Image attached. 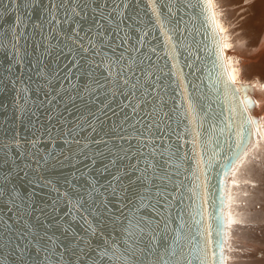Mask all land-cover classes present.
Returning <instances> with one entry per match:
<instances>
[{
	"label": "water",
	"instance_id": "95a60500",
	"mask_svg": "<svg viewBox=\"0 0 264 264\" xmlns=\"http://www.w3.org/2000/svg\"><path fill=\"white\" fill-rule=\"evenodd\" d=\"M24 2L17 0L14 5L11 0H0V192L4 193L0 196V264H38L35 246L21 255L31 240L29 232L55 234L60 237L61 251L73 248L77 241L64 227L83 236L84 222L63 194L74 199L75 189L89 187L90 179L107 184L124 170L129 173L123 177L127 184L139 175L132 165L139 161L142 169L145 156L170 165L167 170L172 179L165 181L170 196L167 206L161 205L164 218L170 217L169 232L183 225L185 235L189 228L195 235L205 185L208 212H218L221 206L227 212L224 190L229 193L228 177L237 165L230 172L222 167L236 141V124L226 125L233 106L236 121L255 118L249 110L254 99L250 85L238 81L232 85L237 99L224 98L223 86L216 79L221 62L229 72L224 40L216 30L214 42L204 0H67L63 5L62 0H27L28 8ZM109 13L115 22L123 21L119 35L127 31L130 37L115 52L104 37L96 36L100 31L96 23L108 26L100 16ZM17 15L23 20L19 27ZM108 27L105 36L119 44ZM14 29L16 40L12 39ZM141 36L143 44L137 43ZM81 44L89 50L82 51ZM129 46L139 51H126ZM217 51L220 60H216ZM121 53L122 61L109 64ZM90 67H95L91 77L87 74ZM121 69L123 76H117ZM109 70L112 77L106 80ZM126 77H131L130 84L123 86ZM137 78L142 87L132 89ZM96 80L103 87H96ZM237 87L241 91H234ZM245 98L253 102L251 106L241 102ZM258 138L252 137L251 146ZM125 155L129 159L111 165L117 156ZM106 165L108 170L102 172ZM128 195L134 199L131 191ZM108 198L113 212L127 211L120 200ZM18 208L23 216L17 214ZM109 234L111 224L104 231ZM101 243L102 237L93 239L94 246ZM211 250L216 252L215 264H220L219 250L215 245ZM67 259L75 260L72 252ZM85 262L86 258L81 260ZM193 264L199 262L193 258Z\"/></svg>",
	"mask_w": 264,
	"mask_h": 264
},
{
	"label": "snow or ice",
	"instance_id": "6c2138e0",
	"mask_svg": "<svg viewBox=\"0 0 264 264\" xmlns=\"http://www.w3.org/2000/svg\"><path fill=\"white\" fill-rule=\"evenodd\" d=\"M16 5L17 0H11ZM67 0H62V5ZM205 8L204 11L208 14L205 19L213 26V39L216 41V30L219 32L226 31L223 26L216 19V13L213 12V0H204ZM61 5V6H62ZM24 8H28L29 4L27 0L24 2ZM54 8L58 7L53 5ZM16 11L19 12V6L16 7ZM79 15V13H74ZM111 13L108 16L101 15V20H107V25L111 27V30L116 33V40L120 41L119 44L114 43L113 40L105 36V33L109 31V27L99 22L96 23V28L99 29L96 33L97 37H104L107 41V46L111 47L113 52L116 48L120 47L121 44H128L129 35L127 31L124 32V36L119 35L122 30L120 25L123 23L122 20L115 22L110 18ZM56 20L55 15L52 17ZM135 21V17H132ZM59 24V20H56ZM67 21H65L66 23ZM23 23L22 17L17 15V27ZM79 28V24H77ZM131 28L132 25H129ZM92 31V29H88ZM79 36V33H76ZM147 35V33H145ZM12 39L16 40V32L13 30ZM71 39V37H66ZM171 40V37H169ZM89 44L93 48L96 47L92 39H89ZM139 44L144 43L143 36L137 41ZM104 46V45H102ZM221 46L217 44L219 49ZM223 48H228L230 45L227 43L223 44ZM82 51L87 52L89 49L80 45ZM71 51V49H69ZM126 51H139V49L129 46ZM154 52L155 49H152ZM97 55H100L99 51ZM124 59L123 53L117 60H110L109 64H117ZM216 60H220V53L217 51ZM144 60L139 61L143 64ZM215 65V61L213 62ZM221 72L217 76V81L223 86V95L225 99L230 96L233 100L237 97L233 94L232 85L236 84L237 71L235 69L232 72H225L224 65L221 62L219 65ZM99 67V65H95ZM95 67H90L88 75L91 77L95 71ZM117 76H123V69L117 73ZM112 77V72L109 70L108 76L105 79ZM131 77L123 78V86L130 84ZM96 87H103L98 80L94 81ZM119 86V85H118ZM140 85L139 78L131 83V88L136 89ZM142 87V86H141ZM95 89H93L94 91ZM245 92L247 88L243 89ZM219 91V89H218ZM236 92L241 91L240 87L235 88ZM85 94L89 93V88L85 87ZM135 95V92L132 93ZM144 95H147V90L144 91ZM76 97H72L75 99ZM83 99V96L80 97ZM242 103H246L251 106L252 101L245 98ZM107 107V105H105ZM139 107V105H136ZM136 108H133L135 111ZM237 108L233 106L230 109L229 123L226 125L228 128L233 127V123L236 124V141L235 147L229 145L232 149V154L227 157L225 163L222 165L223 168L229 172L233 168L242 162V157L247 155L248 149L252 144V137L264 136V133L260 131L259 121L255 118H243L236 121ZM254 126V127H253ZM210 127H215L211 125ZM223 131V129L221 130ZM199 136V133H196ZM77 143H79L77 141ZM154 143V142H152ZM219 146V142H218ZM179 151V149L177 150ZM153 155L155 149H153ZM102 155V154H101ZM141 155H144L141 153ZM163 155V154H161ZM176 153H172L175 156ZM129 159L127 155L117 156L111 161V165L115 166L117 160ZM211 160V158H209ZM47 160V157H45ZM139 161L137 164L132 165L133 171L139 173L135 180H129L127 184L124 183L123 177L128 176L127 170H124L120 175L114 174L112 179L107 184H98L97 181L90 179L89 187L76 188L75 198L73 199L68 193H64V197L67 203L71 206V210L74 211L84 224L82 225L84 235H78L74 230L70 229L69 226L64 227V232L71 231V235L77 241L73 245V248L67 247L60 250L61 245L59 243L60 237L48 235L45 232L43 235L38 233H31V240L28 241V245L25 249L21 250L23 256L27 247L35 246L36 254L38 258V264H81V260L86 258L85 264H193V258L199 262V264H215L216 252L212 251L213 245L220 252V264H224L225 256L224 251L227 248V241L229 238V231L233 224L240 223L239 220L235 219L231 211L225 212L224 207H220L218 212L209 213L207 210L209 198L207 192V186L205 185L204 193L201 196L202 208L197 212V215L201 217L199 221H196L198 225L195 235H191V229L189 228V234L185 235L180 227L173 228L169 232V220L170 217L164 218V214L161 211V205L167 206L170 193L167 190L165 181L172 179L168 173V161L163 163L153 162L149 160L147 156L144 158V167L139 168ZM211 166V165H209ZM179 167V164H177ZM108 166L106 165L101 171H107ZM119 171V170H118ZM83 175V173H82ZM227 175V172L225 173ZM48 183H51L49 181ZM235 183V182H234ZM179 187V186H176ZM54 191L59 193V189L54 188ZM132 192L134 197L130 198L128 193ZM4 195L0 192V196ZM109 196L115 197L121 202L122 208H126L127 211H121L118 215L113 212L109 207L110 200ZM224 196L227 198V202L231 203V196L224 190ZM213 208L215 209V201L212 202ZM129 205H132L129 207ZM152 213L156 216H160L161 220H156ZM18 215L23 216V211L18 208ZM88 216L96 217V222L88 219ZM76 219V216L73 217ZM111 224L112 234L104 235L105 229ZM28 225L25 224V228ZM213 235L215 239H213ZM102 237V243L94 246L93 239L96 237ZM199 237V239H197ZM33 241L35 244L33 245ZM82 245V246H81ZM19 247V246H17ZM72 252V256L75 260L67 259V253Z\"/></svg>",
	"mask_w": 264,
	"mask_h": 264
},
{
	"label": "bare ground",
	"instance_id": "6f19581e",
	"mask_svg": "<svg viewBox=\"0 0 264 264\" xmlns=\"http://www.w3.org/2000/svg\"><path fill=\"white\" fill-rule=\"evenodd\" d=\"M224 1L225 0H213V4H214L213 11L217 14L216 19L223 26V28L224 26H226L225 24H228L227 22L229 21V19L233 14L238 15L235 21L233 20L234 22L231 20V23L229 24H231L232 26H230L229 29H227L229 32H226L228 37V38L225 37L226 40L231 41L228 44V45L231 44V46L223 49V53L226 56V67L229 72H232V70L235 69L238 73L237 80L241 81L242 83L250 85L251 90H249V94L254 99V106L251 107L249 110L251 113H253L256 120L259 121V127L261 128L263 127L262 129H264V0H239V1L226 0L225 2ZM234 8L237 9L235 12L234 10L232 11V9ZM243 20H247L249 23L248 22L244 23L246 24L244 25ZM234 26L238 27L237 30L230 29L231 27ZM248 27H250L249 28L250 31H248ZM249 32L251 33L249 34ZM219 33H220V37L222 38V36L224 35H222L221 32ZM245 33H248V37L244 36ZM228 104L230 105V102ZM185 108H187V117H188L189 110L188 107ZM248 150L254 153L255 158L256 155H258L256 158L257 160L260 154H263L262 156H264V139L262 138V136H260V138H258L257 141H255V143ZM249 156L252 157V155ZM251 162H252L251 158L244 157L242 162L243 164L240 163L238 167L240 169L242 168L246 169L248 164H250ZM259 165L261 166V164ZM255 166L256 165H254V167ZM254 167L253 169H256ZM254 173H256V171ZM256 185H258V183ZM249 192L250 191H248L247 194H251V192L250 193ZM235 195H237V193ZM263 252L264 251H262V253ZM233 255L231 256L234 257ZM248 257L250 256L248 255L244 257L245 260L243 259V261H245L247 264H251V263L264 264V260L262 261H259L260 259L257 260V258L259 257H255V258L250 257L251 261L246 260L248 259Z\"/></svg>",
	"mask_w": 264,
	"mask_h": 264
},
{
	"label": "rangeland",
	"instance_id": "374dc122",
	"mask_svg": "<svg viewBox=\"0 0 264 264\" xmlns=\"http://www.w3.org/2000/svg\"><path fill=\"white\" fill-rule=\"evenodd\" d=\"M233 10L235 12L237 9L234 8L232 9V11ZM237 16H238L237 14H233L231 18L229 19V21L227 22L228 24H225L226 26H224V29L226 28L225 29L226 31L221 33L222 35H224L222 36V39L223 38L225 39V40L223 39L224 44L225 43L229 44L231 42V41L226 40L225 38L227 37L226 32H229L227 29H229V27L232 26L231 24H229L231 23V20L235 21ZM247 22H248L247 20H243V24ZM237 28L238 27L234 26V27H231L230 29L237 30ZM249 28L250 27H248V31H250ZM250 33L251 32H249V34ZM244 36L248 37V33H245ZM237 81L241 82L239 80ZM262 128L260 129V131L264 133L263 132L264 129ZM262 138L264 139L263 136ZM249 155H252V157ZM262 155L263 154H260L257 160L256 158L258 155H256V158H255V155L253 152L249 151V154L247 152V155L244 157L251 158L252 162L248 164L246 169L244 168L240 169L238 167L240 165L239 163V165L235 167L234 172L228 177V182L230 183L228 194L231 196L232 200L230 204L228 203V206L226 207V211H231V213L233 214V217L239 220L240 223L233 224L230 228L229 238L227 241L228 246L225 249L226 259H225L224 264H232L233 262H234L233 264H236V263L237 264H247L245 261H243V259L244 257L248 255L251 258L259 257L257 258V260L260 259L259 261L264 260V256H263L264 252L262 253V251H264V156ZM253 164L256 166L254 167ZM259 164H261L262 167ZM252 166L256 169H253ZM255 171L256 173H254ZM257 183L258 185H256ZM248 191H250L251 194H247ZM236 193L237 195H235ZM238 193H240L241 195ZM252 193H255L256 195ZM231 255H233L234 257H232ZM250 257H248V259L246 260L251 261Z\"/></svg>",
	"mask_w": 264,
	"mask_h": 264
}]
</instances>
